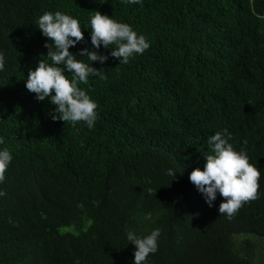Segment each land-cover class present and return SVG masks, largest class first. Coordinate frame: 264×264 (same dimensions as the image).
Instances as JSON below:
<instances>
[{
	"label": "trees",
	"instance_id": "trees-1",
	"mask_svg": "<svg viewBox=\"0 0 264 264\" xmlns=\"http://www.w3.org/2000/svg\"><path fill=\"white\" fill-rule=\"evenodd\" d=\"M142 3L0 0V149L13 156L0 183V264H134L127 230L156 228L148 264H264V0ZM46 11L80 21L79 60L96 51L95 11L150 42L128 64L101 45L109 59L92 67L107 79L80 85L99 105L93 128L54 121L50 99L26 88L52 43L38 29ZM225 128L261 170L259 199L231 219L219 193L210 207L189 179Z\"/></svg>",
	"mask_w": 264,
	"mask_h": 264
},
{
	"label": "clouds",
	"instance_id": "clouds-1",
	"mask_svg": "<svg viewBox=\"0 0 264 264\" xmlns=\"http://www.w3.org/2000/svg\"><path fill=\"white\" fill-rule=\"evenodd\" d=\"M126 2L143 6L142 0ZM257 18L264 19V16L257 14ZM37 23L43 36L52 43L45 45L49 49L47 57L39 61L35 70H29L27 90L34 93L38 101L50 99V103L55 106L52 114L54 121H63L65 124L85 122L89 128H93L98 119L99 105L80 85L88 84L90 77L107 79L103 69L92 67L97 61L103 64L109 59L98 51L101 45L106 49L111 48V57L120 60V64H128L135 55H142L150 48L149 40L131 25L95 11L90 18V33L91 44L96 51L82 50L79 55L86 56L87 60H79L70 52V48L85 39L78 19L61 11H46L38 18ZM113 45L114 48L110 47ZM4 66L5 58L0 53V71ZM232 139V134L226 128L210 136L208 144L211 146V154L204 155L206 163L203 170L197 167L189 176L191 183L205 197L210 207L218 193L224 198L219 205V213L229 219L245 203L259 199L261 178V170L250 162L247 151H237L230 143ZM244 143L246 145L247 141ZM2 144L4 139L0 137V145ZM12 160L13 156L8 148L0 149V183L5 181ZM166 174L174 179L177 175L172 169ZM5 195L4 191H0V196ZM126 235L130 244L135 246L134 264H148V257L158 251L161 229L156 228L144 236L127 230Z\"/></svg>",
	"mask_w": 264,
	"mask_h": 264
},
{
	"label": "rangeland",
	"instance_id": "rangeland-1",
	"mask_svg": "<svg viewBox=\"0 0 264 264\" xmlns=\"http://www.w3.org/2000/svg\"><path fill=\"white\" fill-rule=\"evenodd\" d=\"M258 254H264V249H262V250H259V252H258Z\"/></svg>",
	"mask_w": 264,
	"mask_h": 264
}]
</instances>
